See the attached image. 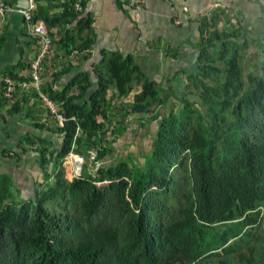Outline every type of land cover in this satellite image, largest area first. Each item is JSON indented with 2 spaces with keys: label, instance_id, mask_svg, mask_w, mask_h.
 Returning <instances> with one entry per match:
<instances>
[{
  "label": "trees",
  "instance_id": "1",
  "mask_svg": "<svg viewBox=\"0 0 264 264\" xmlns=\"http://www.w3.org/2000/svg\"><path fill=\"white\" fill-rule=\"evenodd\" d=\"M88 1L47 0L59 12L33 11L66 57L94 43L84 36L92 27ZM226 7L201 18L198 66L185 72L181 97L157 89L132 57L116 53L97 66V89L86 75L59 92L41 84L34 97L60 108L66 120L52 130L63 141L57 148L27 137L45 176L34 198L19 197L11 176L0 174V264H264V59L246 78L241 66L249 48L264 57V40L250 39L240 22L219 29L232 20ZM7 75L17 86L25 80L14 69ZM133 77L141 91L115 107L118 94L110 92L130 95ZM136 121L157 122L152 149L121 155L117 135ZM71 153L92 160L69 179Z\"/></svg>",
  "mask_w": 264,
  "mask_h": 264
},
{
  "label": "crops",
  "instance_id": "2",
  "mask_svg": "<svg viewBox=\"0 0 264 264\" xmlns=\"http://www.w3.org/2000/svg\"><path fill=\"white\" fill-rule=\"evenodd\" d=\"M28 1L0 0V5L11 3L16 9L26 8ZM38 6L51 10V14L59 12L54 3L49 4L47 0L37 3ZM217 6H227L232 17L230 23L221 22L219 29L240 22L250 39L264 40V0H145L138 10L125 7L120 0H89L85 16L91 18L92 27L84 36L94 39L91 49L66 57L58 46H53L41 64V84H50L52 90L59 92L65 90L75 76L86 75L97 89V66L104 54L116 53L124 58L132 57L140 76L155 83L157 89L162 92L171 89L181 97L186 90L185 72L195 71L198 66L200 20ZM53 33L58 35V29ZM38 54L36 38L27 32L24 18L0 8V174L11 176L14 190L22 199L34 198L45 180L39 155L34 146L26 143L27 137L35 134L46 137L57 148L63 141V137L52 130L62 125L61 122L44 100L34 97L37 90L33 85V65ZM11 69L25 80L18 86L14 83L12 98L5 99L3 82L10 78L7 73ZM64 70L67 71L63 76L54 80V74ZM132 79L130 95L121 97L116 90L110 92V96L118 94L115 107L132 103L141 91L142 82L139 78ZM18 102H22L21 110L11 114ZM171 104L159 109V115H168ZM57 109L60 113V108ZM37 122L44 126L37 127ZM114 123L122 121L114 119ZM156 126L157 122H148L145 126H140L138 121L130 123L126 133L117 135L114 143L117 152L121 155L140 153L142 134L147 135Z\"/></svg>",
  "mask_w": 264,
  "mask_h": 264
},
{
  "label": "built area",
  "instance_id": "3",
  "mask_svg": "<svg viewBox=\"0 0 264 264\" xmlns=\"http://www.w3.org/2000/svg\"><path fill=\"white\" fill-rule=\"evenodd\" d=\"M120 1L122 2V4L125 7L131 8L133 10H138L145 3V0H120ZM36 7H37V5H36L35 0L28 1L26 8L16 9V8H12V7L8 6L5 3H2L0 5V8L2 10H9V11H13V12L20 14L24 18L27 32H29V34L31 36L36 38L37 45L39 47V54H38V57H37L34 65H33V68H34L33 85L37 91H40V86H41L40 77L41 76H40L39 72L41 70V64L43 63L44 58L50 53V50L52 49V45H53V40H52V38L49 34V31H48L47 27L45 26V24L41 21H35L33 11L36 9ZM76 9L82 10V6L80 3L76 4ZM5 83L7 86L5 97L7 99H11L12 94L14 92V85L13 84L15 82H13L10 78H6ZM42 97H43L44 101L48 104V107H49L51 113L53 115L57 116V118L59 119L61 124H63L66 119L58 114L59 111L57 109V106L53 102L49 101L46 97H44V96H42ZM70 155H72L74 157L78 156L75 158H76V160H78L79 166L81 164H84V161H85L84 156H82L80 154L76 155L75 153H71Z\"/></svg>",
  "mask_w": 264,
  "mask_h": 264
},
{
  "label": "rangeland",
  "instance_id": "4",
  "mask_svg": "<svg viewBox=\"0 0 264 264\" xmlns=\"http://www.w3.org/2000/svg\"><path fill=\"white\" fill-rule=\"evenodd\" d=\"M64 52L65 51H62V53H64ZM255 52H256L255 47L254 48H249V49L241 52L242 57H243V59L241 61V66L243 68V76H244V78H246L248 72H252L253 63L259 62L262 58L264 59V57H262L259 54L255 55ZM64 56H65V54H64ZM261 63H262V60H261ZM254 71L257 72L258 69L256 68V69H254ZM148 127L150 128V126H148ZM155 131H156V129H150L149 133L147 135L142 134V138L144 139V141L141 139L142 146H143L141 148V152L142 151L148 152L149 150L152 149L154 136H155ZM76 155H79V154H76ZM75 157H78V156H75ZM75 157L70 155L69 158L66 160V168H67L66 169V173H67L66 176L69 179L73 178V176H75V175H81V173H82V170H80V166H79L78 160H76ZM91 160L92 159H90V158L87 159V157H85L84 164L86 163L87 165H90ZM143 160L144 159H141V161H143ZM84 164H83V166H84ZM84 168H85V170H87V166L86 165L84 166ZM258 233L259 234H264V223H263V226L260 229H258Z\"/></svg>",
  "mask_w": 264,
  "mask_h": 264
},
{
  "label": "water",
  "instance_id": "5",
  "mask_svg": "<svg viewBox=\"0 0 264 264\" xmlns=\"http://www.w3.org/2000/svg\"><path fill=\"white\" fill-rule=\"evenodd\" d=\"M82 169H83V164L80 165V170H82Z\"/></svg>",
  "mask_w": 264,
  "mask_h": 264
}]
</instances>
